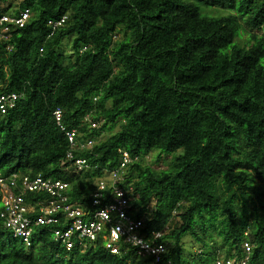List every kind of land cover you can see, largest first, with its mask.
<instances>
[{"label": "trees", "instance_id": "1", "mask_svg": "<svg viewBox=\"0 0 264 264\" xmlns=\"http://www.w3.org/2000/svg\"><path fill=\"white\" fill-rule=\"evenodd\" d=\"M8 1L0 17L29 9L30 19L0 38V91L21 96L0 113V176L68 182L71 201L94 210L97 183L126 150L137 160L120 184L136 217L155 202L146 230L171 226L157 264L238 259L246 241L248 264H264V0H21L13 11ZM57 109L78 131L74 157L90 167L79 174L63 165L70 145ZM55 228H36L29 246L1 230L0 264H156L100 245L65 251Z\"/></svg>", "mask_w": 264, "mask_h": 264}, {"label": "built area", "instance_id": "2", "mask_svg": "<svg viewBox=\"0 0 264 264\" xmlns=\"http://www.w3.org/2000/svg\"><path fill=\"white\" fill-rule=\"evenodd\" d=\"M30 19V10H19L18 13L3 15L0 17V38L8 40L14 27H24ZM66 20L63 17L57 21H50L49 26L54 31L61 27ZM0 82V88H1ZM21 96L15 93L3 94L0 91V113L6 114L9 109L15 107L16 100ZM57 125L65 133L70 145L66 154L67 170L79 174L90 167L83 158H75L74 150L77 148V130H66L62 124L63 111L55 110L53 114ZM85 121L96 127L89 116ZM95 142L91 139L87 144H81L80 148L91 146ZM119 167L111 171L108 179L103 178L97 183V190L93 194L92 207L88 209L80 202H72L70 198L71 184L62 180L45 178L43 175L30 177L28 175L12 174L8 177L0 176V194L2 208H0V230H7L14 237L23 238L26 245L32 243V235L36 228L58 225L52 229V238L56 244L65 251H71L74 247H93L100 245L111 254L133 253L141 259L150 256L159 263L161 255L167 252L165 242L170 225L163 230H146V217L155 211L156 203L147 204L146 210L140 218L136 217L138 208L133 205L134 197L129 195L120 184L121 173L137 157L120 149ZM109 186L112 192L109 194L112 201L104 204V191ZM33 194L34 197H30ZM29 196V199L27 198ZM244 255L240 259H217L215 264H248L253 246L249 242L243 243Z\"/></svg>", "mask_w": 264, "mask_h": 264}, {"label": "rangeland", "instance_id": "3", "mask_svg": "<svg viewBox=\"0 0 264 264\" xmlns=\"http://www.w3.org/2000/svg\"><path fill=\"white\" fill-rule=\"evenodd\" d=\"M20 3H21V0H9L8 3L5 5V7H8L9 6L10 11H13V10H15V9L18 8V6L20 5ZM204 12L205 13H209V14L214 15V16H221V15H227L228 14L227 11H220V10H213V9H205ZM245 36H247V35H244V38H246ZM119 39H121V35H117L114 40L115 41H119ZM240 40H241V38L238 39V41H240ZM262 63L264 64V60L262 61ZM117 128L118 127L116 126L115 129H117ZM105 136L106 135L104 133V134H102V137L101 138H104ZM155 157H156L155 152H152V154H150L147 159L151 163V162H153V160H154ZM168 160L169 159H166V158L163 159V161H168ZM164 167H165V164H159L157 168L158 169H163ZM106 178L108 179V176H106ZM0 206L2 207V205H0ZM184 241H185L186 248L188 250L196 251L198 253L197 246H195L194 244L193 245H190V243H192V241H191L190 238H186Z\"/></svg>", "mask_w": 264, "mask_h": 264}, {"label": "clouds", "instance_id": "4", "mask_svg": "<svg viewBox=\"0 0 264 264\" xmlns=\"http://www.w3.org/2000/svg\"><path fill=\"white\" fill-rule=\"evenodd\" d=\"M10 176V175H9ZM1 195V194H0ZM0 205H2V203L0 204ZM0 208H2L1 206H0ZM1 231V230H0ZM5 231H7V230H5ZM11 233V232H10ZM12 234V233H11ZM165 242H166V244H167V248H168V241L167 240H165ZM247 242V241H246ZM90 245V244H89ZM243 246V245H242ZM86 248V247H85ZM198 253H200V251L198 250ZM124 254V253H123ZM123 254H121V255H123ZM113 255H115V254H113ZM117 255V254H116ZM243 255H244V252H242V256L240 257V258H242L243 257ZM118 256H120V255H118ZM251 256V255H250ZM240 258H238V259H240ZM249 260H250V258H249ZM249 260H248V262H249ZM168 264H171V262L169 261L168 262Z\"/></svg>", "mask_w": 264, "mask_h": 264}]
</instances>
